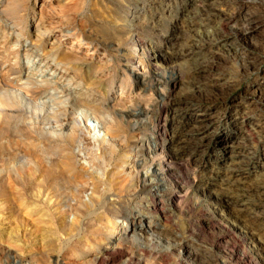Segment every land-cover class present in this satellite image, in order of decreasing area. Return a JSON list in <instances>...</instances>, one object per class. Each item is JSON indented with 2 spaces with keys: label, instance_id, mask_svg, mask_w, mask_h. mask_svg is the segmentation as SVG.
Here are the masks:
<instances>
[{
  "label": "rangeland",
  "instance_id": "obj_1",
  "mask_svg": "<svg viewBox=\"0 0 264 264\" xmlns=\"http://www.w3.org/2000/svg\"><path fill=\"white\" fill-rule=\"evenodd\" d=\"M181 1L0 0V96L10 106L8 119L0 115V131L6 125L0 136V264H264V112L251 118L260 128L244 131L241 147L232 150L255 162L248 171L235 170L229 154L220 157L221 145L193 163L167 167L166 156L153 150L155 141L167 143L159 135L168 124L179 122L171 121L169 108L192 92L194 69L186 59H155L152 73L145 66V53L156 46L169 57L164 47L173 22L183 18L176 11ZM245 1L264 14V0ZM216 3L232 21L224 28L222 21L197 20V39L240 27L237 1ZM254 34L252 70L243 71L227 46L215 63L204 60L227 95L196 105L198 113H225L240 122L239 110L254 102L251 85L264 106V25ZM179 35L172 52L190 39L184 28ZM34 78L52 83L40 96L24 97L35 89ZM114 123L119 143L108 133ZM235 128L219 125L214 141ZM152 193L162 215L147 205ZM131 222L139 223L134 232ZM119 238L114 257L96 262L97 253Z\"/></svg>",
  "mask_w": 264,
  "mask_h": 264
},
{
  "label": "bare ground",
  "instance_id": "obj_2",
  "mask_svg": "<svg viewBox=\"0 0 264 264\" xmlns=\"http://www.w3.org/2000/svg\"><path fill=\"white\" fill-rule=\"evenodd\" d=\"M217 1L218 0H182L181 4L177 5L176 11H178V14H180L181 17H183V18L173 22V24H172V35H171V37L169 36V38H167V40H166L167 46L164 47L165 52L167 53V55L171 59H168L169 57L167 58L163 54V52L160 51V49L157 46H156L157 48L156 47L154 48L153 54H150L149 52L145 53L146 54V60H145L146 65L145 66L147 67V71L148 72L151 71V73L154 72V70H156V68L153 67L154 64H152V61L155 59H157L160 62H166L169 60L176 61V60H180V59H186L187 61L191 62V64L193 65V69H194L193 73L190 76V82H189V86L191 85V87H192V92L190 94H188L187 96L178 99L174 104H172V106L169 108L168 111L166 110L170 115L171 121L174 122V120L178 119L179 122H177V123H171L170 122L168 124V130L162 131L160 133V135H159L160 140H165L167 143H164L158 147V146H156V141H155V143H153L154 147L152 146L153 150H155V151L157 150V151H159L160 154H163L164 156H166V160L163 161L165 163L163 166L166 165L165 167H167L170 162H175V163L179 162L180 163L181 161H186V162L193 163V162H195V160L199 156H200V158H204L206 150L211 149L212 147H215L216 145H221L219 147V150L221 151V152L219 151L220 157H221L222 153H227L230 155L227 157V159L230 162L229 164L233 163L232 164V165H234L233 168L235 170H237L238 172H245V171H248L254 167L253 163H255V162H250V161L246 162L245 160H243L244 158H246L245 155H243V157H241V159H240L239 157H237L238 155H236L235 152H233L232 150L236 147V145H240V147H241V143H243L244 140L241 139L240 136L242 137L244 131H251L253 129L260 128L261 123L258 124V122H255V121L253 122L251 119L253 116L264 112L263 111L264 110L263 104L260 101L258 102L259 99H257V101H256V98H255L256 96L255 97L253 96L255 89H256V86L254 87V85H251V86H253L252 88H254V90L249 93L251 95L249 97H251V99H253L254 102L251 103L250 107L244 105L246 107H243L242 110H239L240 118H242L240 122L236 123V120L234 118L227 117V115L225 113H218V112L214 113V111H207L205 113L204 112L198 113L199 111L195 107L196 105H199L201 102H208L210 104H213L217 101H220V99L223 98L224 95L225 96L227 95V93L224 92V89L222 87V82H221V79L219 78V76L212 74L213 73L212 65L206 64L207 58H209L208 62L210 64L215 63L214 60L216 58H214V55H216L219 51H221V49H223L225 46H227V47H229L228 51L233 52L235 56L237 55V58L239 59L240 66H241L242 70L243 69L247 70V71L252 70V68L254 66V61L257 58L256 57L257 55L254 56L253 49L255 48L256 41H258V37L254 34V32L256 31V29L258 30V28L260 26L264 25V14L261 11L249 10L248 6L246 5V3H249L248 1L236 0L237 1V3H236L237 8L235 11L236 12L235 17L237 19L240 18L239 20L242 22L239 25L240 27H238L237 29H232V31L230 30V31L226 32L224 28H226L228 24L225 22H231L232 16L230 18L227 17L228 19H225L224 14H221V13H223L222 12L223 10L216 9L217 5H215V4H217L216 3ZM250 3H253V2L250 1ZM183 13H185V14L182 16ZM199 19L202 20L203 22H206L207 24L214 23L215 21H222L224 23V25H226V24L227 25L224 26V28L222 30H220V33L218 32L217 35L213 39L201 40V39H197L198 37L195 36L196 30L198 28L196 25V21ZM182 28H184L186 30L188 37L190 39H189V41L187 40L188 42L184 48L179 47L176 50V52H172V50L174 49L175 43L180 39L179 32H180V29H182ZM203 32H205V31H203ZM213 32H216V31H213ZM74 45H76L77 47L80 46L77 42L74 43ZM238 45L240 47H238ZM245 48H247V49H245ZM205 59H206V62H204ZM32 61H34V60H32ZM9 72H11V71H9ZM40 72H43V71L40 70ZM206 72H209V73H206ZM36 78L38 79L40 77H36ZM36 78H34V79L36 80ZM171 79L172 78H170V80ZM35 80L33 81L34 85H36V87H34L35 89L28 91L27 92L28 96H24V97H29V98L33 99L36 96H38L41 92H43V90H45V88L52 83V82H48V81L44 82V81H39V80L35 81ZM206 97H209V99H207ZM3 98L4 97L0 96V115H5L7 110L5 111L4 109L10 108L9 103L6 100H4ZM119 101H120V99L117 101L114 100V103H115L113 106L114 111H117L119 109V108H117V110H115L116 106L119 107L118 106L120 103ZM93 108L95 111H98V108L96 106H93ZM143 110L146 112L145 109H143ZM137 111H138V109H137ZM12 113H14V112H12ZM6 117L8 119V116H6ZM158 117H159V115H158ZM158 117L156 118L157 122H158ZM5 122L8 123L7 120L4 119L3 123H5ZM238 123H239V125H238ZM224 124H233L236 128L233 131H231L232 132L231 135H228V133L227 134L225 133L224 136H222L221 141L220 140L214 141V138L216 137V135L218 133V126L224 125ZM4 126L6 129L5 124H4ZM110 126H111L110 130H108L109 135L111 136L112 139H114L115 143H119L122 140V138H121L122 136L119 135L120 132L118 133V130L120 127L118 126V124H115V123L110 125ZM5 129L3 130V128H2V131H0L1 132L0 136L3 135L4 133H6ZM7 130H8V127H7ZM25 134H27V133H25ZM152 134H153V132H152ZM23 135H24V133H23ZM154 137H155V135H154ZM71 140H72V137H71ZM124 140H126V139H124ZM155 140H158V137ZM123 142H125V141H123ZM155 151H153V152H155ZM235 151H237V150H235ZM244 152H246V151H244ZM238 158H239V160H237ZM55 159H57V158H55ZM225 160H226V158H225ZM55 167H57V166H55ZM229 167H230V165H229ZM168 168H167L165 174L169 173ZM33 170L35 171V169H33ZM46 170H48V169H46ZM50 170H49V173H50ZM45 172H48V171H45ZM30 175H28V177ZM158 175L161 177L163 174L158 172V171H153L154 177H156ZM42 176L40 178L43 179L44 177H42ZM49 176H50V174H49ZM49 176H48V179H50ZM51 178H53V177H51ZM55 178L56 177H54L53 179H55ZM59 178L60 177H57L58 180H59ZM62 178H64V177H62ZM162 179L159 178L158 181H156L157 185L159 183V186L160 185L164 186V181H162ZM138 180H140V179H138ZM58 183H60V182H58ZM54 184H55V181L53 183V186H54ZM160 187H162V186H160ZM141 190L147 192V191H149V187L143 185L141 187ZM209 193H207V194H209ZM151 197L152 198L149 199L147 202L148 207L156 215L161 214L162 210L158 205L159 202H158L157 196L155 195V193H152ZM219 202H220V200H219ZM154 220H156V219H154ZM138 226H139V223H134V222L132 223L131 222V227H129V232H134L138 228ZM145 229L147 230V227H144V230ZM126 231L127 230H123V232H121L122 234L120 233L121 234L120 237H123L122 239H124V237H125L124 235H125ZM109 232H111V231H109ZM121 241L122 240L119 238V240L117 239V242L114 241L113 243H110V245H108L109 243L108 244L105 243L106 245H105L103 251L97 253V254H99V256L95 258L96 262L99 261L100 258H102L101 256H103V255H107L108 257L110 256V258L114 257L116 250H117L116 249L117 246L118 245L121 246V243H122ZM123 241H125V240H123ZM99 262H101V261H99Z\"/></svg>",
  "mask_w": 264,
  "mask_h": 264
}]
</instances>
